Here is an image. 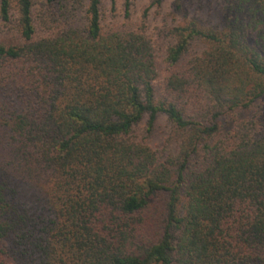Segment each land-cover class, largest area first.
Listing matches in <instances>:
<instances>
[{
  "label": "trees",
  "instance_id": "trees-1",
  "mask_svg": "<svg viewBox=\"0 0 264 264\" xmlns=\"http://www.w3.org/2000/svg\"><path fill=\"white\" fill-rule=\"evenodd\" d=\"M221 2L220 27L171 29L159 87L102 0H0V264H264V0Z\"/></svg>",
  "mask_w": 264,
  "mask_h": 264
},
{
  "label": "rangeland",
  "instance_id": "rangeland-1",
  "mask_svg": "<svg viewBox=\"0 0 264 264\" xmlns=\"http://www.w3.org/2000/svg\"><path fill=\"white\" fill-rule=\"evenodd\" d=\"M154 0H130V16L126 14L127 0H102L103 25L105 31L115 29H130L144 32L152 41L156 54L159 76L156 85H164V78L170 73L172 67L167 62L168 49L175 43V36L171 29L176 25L195 18L202 27L217 28L221 25V0H208L200 3L199 0H186L182 10H175V0H164L161 6ZM86 3H83L84 9ZM81 18L82 14L80 13ZM11 25L0 23V40L12 43L16 35L10 31ZM203 40L193 41L188 54L181 66H186L207 48ZM227 125V123H226ZM146 124L143 123L138 134L143 136ZM148 144L158 153L168 154L170 148L178 149L180 136L174 132L173 125L165 115L160 116L152 133H147Z\"/></svg>",
  "mask_w": 264,
  "mask_h": 264
}]
</instances>
